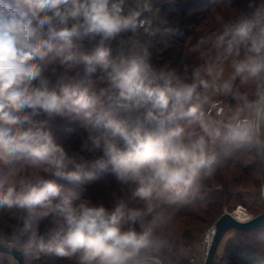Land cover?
Masks as SVG:
<instances>
[{
  "label": "clouds",
  "instance_id": "obj_1",
  "mask_svg": "<svg viewBox=\"0 0 264 264\" xmlns=\"http://www.w3.org/2000/svg\"><path fill=\"white\" fill-rule=\"evenodd\" d=\"M217 2L231 6L233 0ZM152 10V0H0V209L30 213L22 227L0 234V246L33 259L74 258L76 264H158L169 248L160 234L168 209L197 196L202 176L215 170L217 156L205 139L217 135L215 125L227 119L244 139L262 143L264 0H248L235 22L223 26L211 44L214 58L190 80L150 63L139 35L159 31L145 15ZM85 42L94 45V54L84 50ZM80 66L90 73L99 69L98 80L107 87H85L66 75ZM58 69L65 74L53 82ZM237 79L252 87L253 99L232 92ZM228 93L238 103L218 108L214 97ZM113 106L124 114L115 115ZM209 107L218 108L221 119L206 120ZM56 118L82 122L87 135L81 149L90 157L54 140ZM181 120L198 122L204 135L186 132ZM98 126L103 131L95 134ZM26 165L53 178L14 180ZM97 172L129 187L136 205H74L75 194L57 183L79 184ZM49 216L55 226L44 243L39 225Z\"/></svg>",
  "mask_w": 264,
  "mask_h": 264
},
{
  "label": "rangeland",
  "instance_id": "obj_2",
  "mask_svg": "<svg viewBox=\"0 0 264 264\" xmlns=\"http://www.w3.org/2000/svg\"><path fill=\"white\" fill-rule=\"evenodd\" d=\"M183 1L195 6L196 1L201 0H152L153 10L146 14L151 15L153 27L158 28L159 31L150 37L141 30L139 39L142 43L148 44L151 54L150 63L153 67L174 69L178 74L187 76L190 80L191 74L196 68L202 70L206 61L214 58L215 50L211 44L215 35L223 30L225 24L235 22L241 12L246 10L245 6L248 0H239V3L233 0L231 6H226L217 0H205L208 3L198 5L191 10L188 9L186 12L192 13L196 21L188 27L190 34L184 39H180L176 36L173 25L180 15L177 9ZM201 40L204 43H200ZM83 48L94 54L93 44L85 42ZM117 48L118 45H113L112 56L116 55ZM229 71L230 69L226 66V79ZM61 74H65V71L58 69L56 77H53V82ZM99 74V69L90 73L83 66L66 73L68 77L75 78L82 86L91 85L97 89L107 87V84H101L98 80ZM232 92L244 93L249 99L254 98L252 87L241 84L238 79L233 82ZM214 100L219 102L224 109L234 108L238 103L231 93L218 95L214 97ZM109 110L117 116L124 114L118 106H113ZM205 119L219 120L221 118L217 114H211L205 116ZM182 122L180 124L186 127V132L192 133L193 136L204 135L198 122L191 124L187 120H182ZM263 126L260 134L262 143L249 142L238 133L236 144L232 143V139L227 140L234 149L231 150L228 146H223L225 154L220 151L222 148L220 146L224 143V139L221 137H225V132L231 129L227 119L215 125L218 130L217 135L205 137L208 149L215 154L221 152L226 158L221 161L217 160L211 176H202L197 196L192 197L182 207L168 209L170 219L160 230V234L168 240L169 248L158 257V264H203L213 223L220 213L234 211L238 206H241V212H246L252 217L264 209ZM102 131V126L93 129L95 134ZM52 134L54 140L65 147L67 151H76L81 156L90 157L91 154L87 149H81V137L87 135V130L81 121L56 118ZM36 176H42L45 179L53 178L32 165H26L13 179H34ZM57 183L63 186L65 192L71 191L75 194L74 205L82 200H90L93 204H103L107 208H113L121 201L129 207L136 205V200L132 198V190L127 186L120 185L113 174L97 172L93 174V178H85L79 184L66 180H57ZM29 216L30 213L27 210L0 209V234L7 235L13 229L22 227L24 220ZM48 220H53V217L50 216ZM54 226L39 231V237H42L44 242L49 240L46 233ZM238 236L246 237L247 235H238L234 229L226 231L212 264H224L222 258L224 245L228 239ZM257 236L263 249L261 264H264V232ZM26 241L27 236L22 238V242ZM6 256V258L0 257V264H17L10 255ZM41 262L43 261L29 264H40Z\"/></svg>",
  "mask_w": 264,
  "mask_h": 264
},
{
  "label": "trees",
  "instance_id": "obj_3",
  "mask_svg": "<svg viewBox=\"0 0 264 264\" xmlns=\"http://www.w3.org/2000/svg\"><path fill=\"white\" fill-rule=\"evenodd\" d=\"M202 1V0H201ZM196 1V5L189 4L187 2H181V5H179V8L177 9L180 12L179 17L175 21L173 27L175 28V34L178 38L184 39L185 36L190 34V27L193 25L196 21L194 15L192 13H187L186 11L189 9H193L198 5L206 4L207 1ZM235 2L239 3V0H234ZM247 1V0H246ZM193 5V6H192ZM246 8V6H245ZM181 121H177V123H181ZM183 123V122H182ZM175 126L173 125H165V129L167 130L170 127ZM238 131H234L232 129H229L225 132V137H221L224 139V143H222L220 147L221 152H225V149H223V146H228L229 149H234L232 145L228 144L229 139H232L234 144H236L238 140ZM263 135H264V126H263ZM237 149V148H236ZM219 150V149H218ZM216 153L217 160L221 161L224 160L223 158H226L222 153ZM225 154V153H224ZM191 198H189V201ZM50 217V216H49ZM48 217V218H49ZM48 218L44 219L40 222L39 225V231H44L47 229V227L53 226L54 222L53 220H48ZM237 234H246L247 236H238L234 239H228L224 245V254L222 256L224 260V264H261V255L263 254V249L261 246V242L259 237L257 236L259 233L264 232V226H257L252 229L248 230H236ZM48 241L46 240V242ZM25 263L29 264L32 262H38L43 261L40 264H76V260L68 259L64 257H58L54 254L44 255L41 254V256L38 259H33L30 256H25ZM213 263V262H212Z\"/></svg>",
  "mask_w": 264,
  "mask_h": 264
},
{
  "label": "water",
  "instance_id": "obj_4",
  "mask_svg": "<svg viewBox=\"0 0 264 264\" xmlns=\"http://www.w3.org/2000/svg\"><path fill=\"white\" fill-rule=\"evenodd\" d=\"M257 226H264V209L245 221H238L231 214V211L220 213L214 220L213 232L206 249L203 264H212L217 248L227 230H248ZM0 253L12 256L17 264H26L24 254L19 250H9L0 246Z\"/></svg>",
  "mask_w": 264,
  "mask_h": 264
},
{
  "label": "bare ground",
  "instance_id": "obj_5",
  "mask_svg": "<svg viewBox=\"0 0 264 264\" xmlns=\"http://www.w3.org/2000/svg\"><path fill=\"white\" fill-rule=\"evenodd\" d=\"M231 214L238 220V221H245L249 218H251V216L246 213V212H241V206H238L234 211H231ZM212 232H213V229H212ZM212 235V233H211ZM211 238V236H210ZM210 238H209V241H210ZM222 243V242H221ZM209 244V243H208Z\"/></svg>",
  "mask_w": 264,
  "mask_h": 264
},
{
  "label": "built area",
  "instance_id": "obj_6",
  "mask_svg": "<svg viewBox=\"0 0 264 264\" xmlns=\"http://www.w3.org/2000/svg\"><path fill=\"white\" fill-rule=\"evenodd\" d=\"M145 15H147L146 13H145ZM217 102V101H216ZM217 105H218V108H222V106H221V104L219 103V102H217ZM218 108H206L205 109V111H206V116L207 115H215V114H217V110H218Z\"/></svg>",
  "mask_w": 264,
  "mask_h": 264
},
{
  "label": "crops",
  "instance_id": "obj_7",
  "mask_svg": "<svg viewBox=\"0 0 264 264\" xmlns=\"http://www.w3.org/2000/svg\"><path fill=\"white\" fill-rule=\"evenodd\" d=\"M6 255H8V254H4V253H0V257H4V258H6L7 256ZM12 257V256H11ZM13 258V257H12ZM14 259V258H13Z\"/></svg>",
  "mask_w": 264,
  "mask_h": 264
}]
</instances>
